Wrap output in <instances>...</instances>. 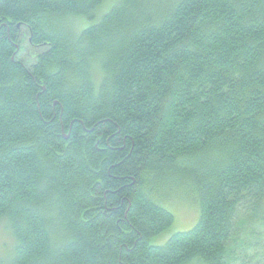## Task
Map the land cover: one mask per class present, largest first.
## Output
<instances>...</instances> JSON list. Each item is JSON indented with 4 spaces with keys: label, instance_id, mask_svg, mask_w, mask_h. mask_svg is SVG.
I'll list each match as a JSON object with an SVG mask.
<instances>
[{
    "label": "trees",
    "instance_id": "obj_1",
    "mask_svg": "<svg viewBox=\"0 0 264 264\" xmlns=\"http://www.w3.org/2000/svg\"><path fill=\"white\" fill-rule=\"evenodd\" d=\"M105 1L0 0V264H264V0Z\"/></svg>",
    "mask_w": 264,
    "mask_h": 264
},
{
    "label": "rangeland",
    "instance_id": "obj_2",
    "mask_svg": "<svg viewBox=\"0 0 264 264\" xmlns=\"http://www.w3.org/2000/svg\"><path fill=\"white\" fill-rule=\"evenodd\" d=\"M111 1L112 0H106V3L102 5L101 11L106 10ZM151 9L152 11H155L158 9V5H155ZM89 23L91 22H81L80 25ZM19 39L21 43V47L19 49L20 59L24 61L27 59L28 62H32L34 60V52L36 49L28 43V34L26 29L20 28ZM166 202L174 214V222L167 231H164L152 238V242L154 243H163L173 232L188 229L197 219L198 209L196 204L192 200L184 197L182 194L175 192V194L169 197L166 196ZM13 244L14 237L11 230L8 225L4 223V221L0 222V254L9 252Z\"/></svg>",
    "mask_w": 264,
    "mask_h": 264
}]
</instances>
